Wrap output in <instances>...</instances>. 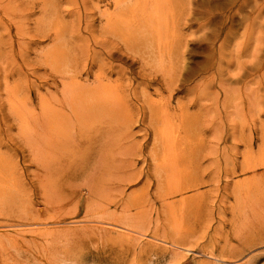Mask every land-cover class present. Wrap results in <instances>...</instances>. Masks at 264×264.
<instances>
[{
    "label": "rangeland",
    "instance_id": "374dc122",
    "mask_svg": "<svg viewBox=\"0 0 264 264\" xmlns=\"http://www.w3.org/2000/svg\"><path fill=\"white\" fill-rule=\"evenodd\" d=\"M6 2L10 3L11 8L0 6V174L3 172L9 175L7 178L12 183H8L10 188L8 187L7 196L14 203L11 207L5 204V207L1 208L4 213L9 214L5 218L0 217V234L3 232L13 233L15 230L25 231L24 228L31 227L35 228L34 230L45 228L41 224L26 227L24 219L21 218L25 207L34 210L37 215L56 212L45 204L42 197L44 194L40 191L36 179L38 175L36 173L39 170V166H36L38 165L37 158L33 157L34 155L30 151L33 150L32 146L20 139L24 137H20L21 131L18 130L17 119L14 120L15 118L8 110L4 88L6 82H9L7 83L9 85L21 82L20 96L29 97L36 111L40 112L38 93L46 92L47 83L51 85L53 93L60 88L57 87L59 81L56 84L54 82V79L57 80V76L54 78L50 74V72L56 73L57 70L51 71V66L48 64L50 59L47 57L48 50L53 47L52 45H57V42L53 40L55 33L61 34L59 36L62 39L58 40L61 44H59L60 49L64 54H70L71 61L74 62L75 59L82 70L91 61V54L95 50L101 51L100 47L94 44V36H98V39L105 38V31L110 27L106 28L103 25L106 21L102 20L98 13L100 9L109 6L107 0H45V2L44 0H6ZM48 7L50 8L48 9ZM4 10L9 12L6 13ZM170 18L174 20L170 19V21L172 20L170 25L174 27L169 29V34H166V36L168 35L166 40L168 43L170 42L169 46L163 48L174 51L171 61L167 60L165 63V69H170V66L174 69V65H176L177 72H180L179 81H176L173 90L169 91L165 86L164 78L159 72L161 66L156 65V69L153 64L142 66L138 58L141 53L146 56L143 54L144 51L136 50L135 56L129 54L130 57L121 52V55L119 54L115 59L107 60V62H112L113 66L119 65L126 72V75L123 76L117 73V70H113L115 73L112 72L109 75L112 82L115 80L113 84L118 85L119 88L122 84L120 81L123 82L124 89L129 93L130 98H133L135 91V95L140 99L132 100L139 108L137 113L139 124L136 122L133 125V131L136 135L134 141L144 143L145 154L143 156L135 155L132 158L127 156L126 160H135L137 163L135 168L138 172H146L150 163L149 157L146 155L153 146V141L152 138H149L150 136L145 137L146 130L143 129L144 124L141 123L143 98L149 96L148 98L154 101L155 99L163 101L168 98L173 109L177 108L178 103L183 104L186 106L184 112L187 117L184 114L186 119L181 118L183 115L178 119L185 121L184 124L182 123L183 125L180 127V123H177L178 119L175 122L176 120L173 118L174 125L178 124L175 129L177 131L181 129V136L185 134L189 137L188 141L185 137L184 148L180 154L188 162L192 159L197 163H202L203 173L201 174L204 181L198 189L188 188L184 195L192 199L198 193H205L208 196V194L212 195L217 191L219 200L215 203L207 201L206 209H199L193 203H188L180 208V203H177V213L180 215L181 212L180 216H182L178 221L180 222L178 224L181 225L179 228L188 232L185 245L180 241L181 243L177 246H173L169 242L166 243L168 240H160L158 236L151 238L153 235L150 237V234L153 233L146 232L143 235L146 244L143 243L142 248L122 249V244L128 245L127 240L121 241V237L114 234L115 238L103 241L104 245L102 241H88L80 247L73 245L75 247L70 248L69 255L74 252L70 257L77 258L78 256L77 259H80L79 261L82 259L83 264H264V219L261 222L255 218L253 205L249 200L246 199L241 204H238L237 201V197L241 193L250 191L247 186L250 185L249 181L251 180L248 179L254 174L252 171L243 170L242 162H254L258 157H264V0H175L173 14ZM131 19L133 17L129 14L127 20ZM87 24L88 28L85 27ZM78 27L81 28L80 31ZM139 30L131 29L132 34L139 36L138 38L141 40L143 38L140 36L144 35L141 33L142 30ZM112 35L111 33L108 35L110 38H114L110 45H121L118 39ZM170 36L173 38L172 40ZM155 45V41L151 38L150 41L145 42V46L141 44V49L138 48V50L148 51L155 48ZM148 53L152 55V53ZM103 56L106 57L105 54ZM87 57L88 61H86ZM151 68L155 69V72L149 74ZM93 69L94 71H90L88 76L84 75L86 79L90 77L88 79L90 84L94 81V72L97 66ZM143 70L149 76H145ZM239 72L242 76L240 75L238 79L234 78L233 74ZM153 76L155 78L152 81ZM219 80L220 83H218ZM117 81H119L118 84ZM225 88L228 89L227 93H225ZM249 89L251 90L249 91ZM250 93L252 96H248V94L251 95ZM249 97L251 100H248ZM218 100L220 101L218 102ZM195 118L196 122H194ZM261 124H263L262 127ZM99 126L105 125L99 124ZM164 128L165 126L162 125L161 130H166ZM95 129L98 128L95 126ZM214 129L217 130L216 133L220 137L219 143L216 142L213 135ZM150 131L149 128L148 133ZM145 139L149 141L146 142ZM201 139L202 143H200ZM216 144H219L217 150L219 154L217 168L219 170H216L217 173L214 172L215 165L211 164L210 160L212 158L210 153L214 152L213 147L215 148ZM199 151L202 152V155L197 157L196 153ZM83 155L92 157L89 159L90 161L88 160L89 164L99 157L94 145L90 146V149L85 153L79 154V156ZM6 166H9V169H6ZM63 168H61L63 170L61 180L64 188L80 190L87 171L76 169L77 171L73 173ZM182 170L177 175H187V168L183 167ZM82 173L83 175H81ZM260 173H264V167L257 168L256 174ZM197 174L200 173L197 172ZM14 180H16L15 185ZM0 186V190L3 192L5 188L3 185ZM155 186L154 180H149L147 183L142 180L127 185L124 187V192L132 195L142 192L147 187H151L150 190L153 192ZM85 191L80 192L82 200L78 214L66 215L74 206V202L68 204L62 212L63 215L61 214L62 227L60 225L58 227H74L83 218L88 195ZM14 196L19 200H16ZM29 196L31 197L29 198ZM19 197L23 200L22 202ZM179 198L177 196L174 199L178 200ZM237 205H240L241 208L233 214V206ZM0 207L2 206L0 205ZM150 209L155 217L159 211L161 213L160 220L164 219L163 208L159 200L156 199L155 204L149 208L148 212L151 211ZM3 211L0 210V212ZM261 213L264 215L263 212ZM254 234L258 235L255 237ZM247 237H253L252 241L254 242L251 246L245 244ZM241 242H243L242 245ZM232 243L235 244L233 250L231 249ZM9 246H7L5 254L13 252V247ZM81 248L84 250L81 251ZM67 252L65 251L64 254ZM41 253L43 255H40L39 261L49 258L53 251L42 250ZM172 254H177V256L172 257L175 256ZM2 255L4 253L0 254V257ZM19 258L22 260V264H39L33 262L34 260H31L30 263L26 262L28 257L25 255Z\"/></svg>",
    "mask_w": 264,
    "mask_h": 264
},
{
    "label": "bare ground",
    "instance_id": "6f19581e",
    "mask_svg": "<svg viewBox=\"0 0 264 264\" xmlns=\"http://www.w3.org/2000/svg\"><path fill=\"white\" fill-rule=\"evenodd\" d=\"M107 2L109 6L106 5L107 7L100 9L98 13L100 18L106 21L103 25L106 28L108 26L111 28L108 27L110 29H106L105 38L98 39V36H94V44L99 46L102 52L95 50L91 54V61L86 65V68L83 67L81 70L80 65L75 59L74 62L71 61L72 56L70 54H64L59 47L61 45L60 41H58L62 39L59 36L61 34L55 33L53 40L57 42V45L53 44L52 48H48L47 57L50 59L48 64L51 66V71L57 70L56 73L50 72V74L54 78L57 76V80L54 79V82L56 84L59 81L57 87L60 88L53 93L50 88L51 85L47 83L45 86L46 92L43 94L38 93L40 112L36 111L29 97L20 96V91H22L21 82L14 84L10 82L12 85L6 82L4 86L8 110L13 115L12 117L15 118L14 120L17 119L18 130L21 131L20 137H24L19 138L23 139L24 143L26 142V144L32 146L33 150H30L34 155L32 156H36L37 158L38 162L36 163L38 165L36 166H39V170L36 173L38 174L36 179L40 191L44 194L42 197L45 200L46 206L56 212L37 215L34 210L25 207L26 209H23V216L21 218L24 219L23 222L26 224V227L41 224L45 228L34 230L35 228L31 227L24 228L25 231L15 230L13 233H1L0 254L4 253V255L0 257V264H22V260L19 257L23 255L28 257L26 261L28 263L34 260L33 262L39 264H83L82 259L81 261L77 259L78 256L77 258L70 257L74 253L69 255L71 253L70 248L75 247L73 245L80 247V245L84 246L88 241H109V239L115 238L114 234L120 236L121 241L127 240L126 243L128 245L122 244V249L132 248L135 250L137 247H141L143 243L146 244L143 238L146 232L153 233L150 234V237L153 235L151 238L158 236L160 240L166 239L168 240L166 243L169 242L173 246H177L181 242L185 245V238L188 236V232L187 230H182L181 227L179 228L181 225L178 224L180 223L178 221L182 216H180L181 212L180 215L177 213V203H180V208L188 203H193L199 209H206L208 205L207 201L215 203L219 200V193L217 191L214 192L215 194H208V196L205 193H198L192 199L184 195V192L188 188L198 189L204 181L201 174L203 173L202 163H197L196 160L192 159L188 162L180 154L184 148V142L189 138L185 134V136H181V129L178 131L175 129V126L178 124L174 125V120L181 117V115H183L181 118H185L184 109L186 106L183 104L178 103L177 108L173 109L170 106L168 98L163 101H156V99L154 101L153 99H149V96L143 98V104L141 105L143 118L141 123L144 124L143 129L146 130L145 137L150 136L149 138H152L153 141V146L146 155L149 157L150 163L146 172H138L135 168L137 165L136 161L133 159L126 160L127 156L132 158L135 155L143 156L145 154L144 143L134 141L136 135L133 131V125L139 121L137 120L139 108L137 105L135 106L132 100L138 101L140 99L135 95V91L133 92V98H130L129 93L124 89L125 85L119 79L120 83H122L119 88L118 85L113 84L115 80L112 82L109 77L113 70H117V73L123 76L126 75V72L119 65L113 66L114 64L107 62V60L115 59L116 56L121 55V52L130 57L129 54L135 56L136 50L138 52L144 51L143 54L146 56H143L141 53L138 60L142 66H147L148 64H153L154 67L156 65L161 66L159 72H161L160 74L164 78L162 79L165 81V86L170 91L179 81L178 76L180 72H177L178 68H176V65H174V69L172 66L169 67L170 69H165V63L167 60L171 61L174 51L163 47H168L170 43L166 40L168 38L166 34H169V29L174 27L170 25V22L173 20L170 17L173 14L175 0H107ZM9 4L6 0H0V6L3 8H11ZM5 12L8 13L9 11ZM129 14L133 19L127 20ZM170 19L172 20L170 21ZM85 27L88 28V24ZM80 29L78 27L79 31ZM131 29H141V33L144 36L140 37L143 39L140 40L139 36L137 37L135 34H132ZM110 33L118 39L121 45H110L114 41V38L108 36ZM151 38L155 41L156 47L148 51H145V49L139 51L138 48L141 49V44L145 46V42L150 41ZM148 52L152 53V55ZM104 54L106 57L103 56ZM86 59L88 61L89 58L87 57ZM96 66L94 81L90 84L88 80L90 77L86 79L84 75L88 76L91 73L90 71H94L93 68ZM155 69L151 68L149 74L150 72L154 73ZM239 73L233 74V77L238 79L241 75V72ZM144 74L145 76H149L147 72ZM154 78L155 76L152 77V81ZM119 81H117V84ZM218 83H220V80ZM224 90L225 93L228 92L227 88ZM248 96H252V94H248ZM185 116L187 117L186 114ZM178 121L176 120L175 122L180 123V127L185 122L180 121V119ZM194 122H196V118ZM99 124H104L105 126H99ZM162 125L165 126L164 129L166 130H161ZM95 126L98 129H95ZM262 126L263 124H261ZM148 127L151 129L150 133H148ZM175 130L176 132H174ZM216 131L214 129L213 135L216 138V142L219 143L218 139L220 140V137ZM145 140L146 142L149 141ZM200 143H202V139ZM92 145H94L96 154L99 157L97 156L98 158L95 161L92 160L94 162L89 164L88 160L92 157L86 155L79 156V154L85 153ZM213 149L214 152L210 153L212 155L210 160L211 164L215 165L214 172L217 173L218 171L216 170H219L217 168V165H219V154L217 153L219 144H216ZM103 152L105 153L104 155L102 154ZM196 154L198 157L202 155V152L199 151ZM7 161L9 162V160ZM63 167L66 171L70 170L73 173L78 169L87 171V175L83 177V183L81 182L82 188L80 190H76L75 188H67L66 190L64 188L61 180L63 177V170L61 168ZM183 167L187 168L188 172L187 175H184L185 177L177 175ZM261 167H264V157H258L254 162H242L241 168L248 172L252 171L254 174L248 179L251 180L249 181L250 185L247 186L250 191H245V193H241L237 197L238 204L246 201V199L252 203L255 212L254 216L259 221L264 219V215L261 213H264V173L256 174L257 168ZM6 169H9V166H6ZM197 172L200 174H197ZM1 173L0 185H3V188H5L3 192L0 190V205L2 206L0 210L3 211L1 208L5 207V204L11 207L14 202L12 203V200L7 196L8 183H12L7 178L9 175ZM4 179L7 181H3ZM142 180H145V183L149 182V180H154L156 184L155 190L151 192V187H147L142 192L132 195L131 193L126 194L124 192V187L127 185L133 182H141ZM15 182L16 180L13 182L14 185ZM84 190H86L85 192L88 195L83 218L74 227L60 228L63 222L61 214L68 204L74 202V206L66 215L78 214L82 200L80 192ZM177 196L180 198L178 200L174 199ZM21 197L24 198L23 196ZM40 198L38 199L40 200ZM156 199L159 200L163 208V220H160L161 213L159 211H157L156 217L153 215L154 213L151 209L148 212L149 208L155 204ZM23 200L20 198L21 202ZM148 206L149 208H147ZM239 208H241L240 205L233 206V214ZM33 211L34 214L32 215ZM0 213L1 218H5L9 214L4 213V211ZM63 218L65 219V217ZM251 222L253 223V221ZM252 239L253 237H247L245 244L251 246L254 242ZM226 243L229 242L226 241ZM8 245L13 247V252L9 254L6 252L5 254ZM233 247H235L234 243L231 244V249ZM83 248H81V251L84 250ZM42 250H51L53 254L49 258H43L39 261L40 255L44 253H41ZM65 251L68 252L64 254ZM176 256L177 254L172 257ZM30 257L32 258L30 259Z\"/></svg>",
    "mask_w": 264,
    "mask_h": 264
}]
</instances>
